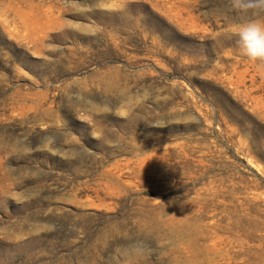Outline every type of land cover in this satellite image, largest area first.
Listing matches in <instances>:
<instances>
[{
	"label": "rangeland",
	"instance_id": "374dc122",
	"mask_svg": "<svg viewBox=\"0 0 264 264\" xmlns=\"http://www.w3.org/2000/svg\"><path fill=\"white\" fill-rule=\"evenodd\" d=\"M237 27L229 0H0V264H264Z\"/></svg>",
	"mask_w": 264,
	"mask_h": 264
},
{
	"label": "clouds",
	"instance_id": "9594fccd",
	"mask_svg": "<svg viewBox=\"0 0 264 264\" xmlns=\"http://www.w3.org/2000/svg\"><path fill=\"white\" fill-rule=\"evenodd\" d=\"M238 27L233 30L243 55L264 62V0H229Z\"/></svg>",
	"mask_w": 264,
	"mask_h": 264
}]
</instances>
